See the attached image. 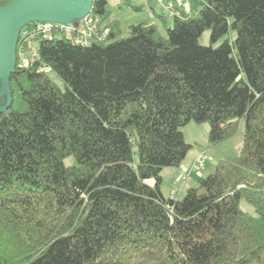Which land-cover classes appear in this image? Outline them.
Wrapping results in <instances>:
<instances>
[{
    "label": "trees",
    "instance_id": "trees-1",
    "mask_svg": "<svg viewBox=\"0 0 264 264\" xmlns=\"http://www.w3.org/2000/svg\"><path fill=\"white\" fill-rule=\"evenodd\" d=\"M172 11L165 36L141 22L116 37L107 0H92L104 39L40 38L24 66L18 38L0 111V264H264V0ZM190 121L212 145L243 122L242 142L167 196L162 169L182 163Z\"/></svg>",
    "mask_w": 264,
    "mask_h": 264
},
{
    "label": "rangeland",
    "instance_id": "rangeland-1",
    "mask_svg": "<svg viewBox=\"0 0 264 264\" xmlns=\"http://www.w3.org/2000/svg\"><path fill=\"white\" fill-rule=\"evenodd\" d=\"M197 1L198 0H192L193 12L197 11ZM138 5L140 6L139 8L134 7ZM151 7L158 11H164L155 0H107V9L109 11L108 20H113L117 23L118 26L116 37L126 36L128 34L129 26L131 24H137L141 22L156 25L159 33L162 36H165L166 26H170L172 24V15L169 12L164 11L166 12L165 18L161 19L153 13ZM77 20L78 18H74L68 23H72ZM163 20H165V22ZM99 27L103 31L105 28L109 29L105 22H102ZM25 29L31 31L33 29V26L25 25ZM229 34L231 35V38H234V31H231ZM221 40L222 38L219 39L218 42H220ZM199 41L202 44H207L209 42L208 30H205L201 34V36L199 37ZM37 43L38 41L27 38V42L24 51L22 52V55L26 58L32 57V52L36 49ZM46 72L49 74V76L54 82H56L60 87H62V82L59 80V78L56 77L54 73L50 72L48 69H46ZM208 129L209 125L207 122L196 123L194 121H190L182 127V132L185 141L191 144L190 149L187 151L186 156L182 161V166L185 165V163L190 162L191 160L193 161L195 157L194 155L198 153V150L202 149V151H204L206 160L202 165L201 170L199 171L200 176H205L206 174L213 171L216 162L221 157L234 155L238 151V147L241 145L242 142L243 122H241V124L239 125V129L235 132V134H233L225 141L216 145H212L209 143ZM192 161L190 162L189 166H186V164L185 167L187 168V170H189V172H186L188 176L191 173H194L190 175L189 179L187 176L188 180L186 181L184 188L180 190L179 197L184 194L187 187L195 185L197 183L199 174H197L195 172L196 170L192 168ZM168 168H171V170H176L175 167ZM171 187H173V185L171 184L170 180L166 177V175H164L161 183V190L164 195H169ZM179 187V184L175 186L176 189H178ZM240 207L243 211L249 212L251 214L254 213V208L252 207V205H250L244 200L240 201Z\"/></svg>",
    "mask_w": 264,
    "mask_h": 264
},
{
    "label": "water",
    "instance_id": "water-1",
    "mask_svg": "<svg viewBox=\"0 0 264 264\" xmlns=\"http://www.w3.org/2000/svg\"><path fill=\"white\" fill-rule=\"evenodd\" d=\"M92 0H10L0 5V72L6 102L11 104L9 76L15 62V45L24 25L36 21L68 23L91 9Z\"/></svg>",
    "mask_w": 264,
    "mask_h": 264
},
{
    "label": "built area",
    "instance_id": "built-area-1",
    "mask_svg": "<svg viewBox=\"0 0 264 264\" xmlns=\"http://www.w3.org/2000/svg\"><path fill=\"white\" fill-rule=\"evenodd\" d=\"M7 0H0V3H3ZM148 1V0H140ZM162 10L167 12H173L175 8H182L186 11H189L191 8L192 0H155ZM102 24L100 18L91 14L90 11L79 18L77 21L72 23H57V22H48V21H36L30 22L26 25H32L33 29L28 31L25 29V25L20 31L19 39L21 42V49L19 50V60L18 64L20 66L31 64L32 61L37 56L36 49L32 52V57L26 58L22 55L24 51L27 38L31 40L38 41L40 38L46 37L51 38L52 36L65 35L72 41L81 44H87L91 40L95 39H104L107 35L108 29L105 28L104 31L100 29ZM204 151H200L196 160L194 161L192 167L196 170H199L204 161H205ZM181 177L185 178L184 172L181 173Z\"/></svg>",
    "mask_w": 264,
    "mask_h": 264
},
{
    "label": "crops",
    "instance_id": "crops-1",
    "mask_svg": "<svg viewBox=\"0 0 264 264\" xmlns=\"http://www.w3.org/2000/svg\"><path fill=\"white\" fill-rule=\"evenodd\" d=\"M152 15V14H151ZM201 148V147H200ZM202 150V149H201ZM201 150H198V153L196 154V155H194L193 157H194V159H193V163H194V161L196 160V158H197V156H198V154H199V152L201 151ZM205 160H206V158H205ZM190 161V162H191ZM188 162V161H187ZM190 162H188V163H185V165L186 166H189L190 165ZM205 162V161H204ZM192 164V163H191ZM204 164V163H203ZM185 165H183L182 166V163L178 166V167H175L176 168V170H171V168H168V167H164L163 169H162V177L164 176V175H166V177L170 180V182H171V184L173 185V187H171V189H170V191H169V195H167V196H179V192H180V190L181 189H183L184 188V185L186 184V181L189 179V177H190V175L191 174H193V173H191L189 176L187 175V173L186 172H189V170H187V168L185 167ZM193 165V164H192ZM193 168V167H192ZM202 168V167H201ZM201 168L199 169V170H196V169H194V170H196L195 172L197 173V174H199L198 176L200 177V173H199V171L201 170ZM166 169H168V170H166ZM182 172H184V174H185V178H182L181 177V173ZM187 176H188V179H187ZM180 185V187L178 188V189H176L175 188V186L176 185Z\"/></svg>",
    "mask_w": 264,
    "mask_h": 264
}]
</instances>
